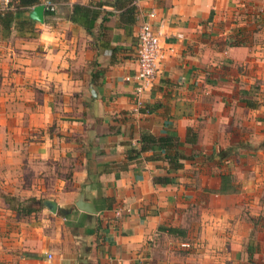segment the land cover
Segmentation results:
<instances>
[{
	"label": "crops",
	"instance_id": "crops-1",
	"mask_svg": "<svg viewBox=\"0 0 264 264\" xmlns=\"http://www.w3.org/2000/svg\"><path fill=\"white\" fill-rule=\"evenodd\" d=\"M127 1L38 0L0 26V264H264V0ZM73 5L97 12L90 34ZM151 10L158 74L137 107ZM143 131L177 138L182 167L157 147L127 163Z\"/></svg>",
	"mask_w": 264,
	"mask_h": 264
},
{
	"label": "trees",
	"instance_id": "trees-1",
	"mask_svg": "<svg viewBox=\"0 0 264 264\" xmlns=\"http://www.w3.org/2000/svg\"><path fill=\"white\" fill-rule=\"evenodd\" d=\"M133 0H128L127 4L131 6L130 10H135L134 5L132 4ZM38 0H20L18 6H12L11 10L5 12H0V26L3 29H9L12 24H17L18 15L21 13L22 8H28L37 5ZM51 3V2H50ZM52 4V3H51ZM48 13H53V11L47 10ZM97 12L88 6L73 5L71 7V13L69 15V20L72 23L79 24L85 27L88 34L91 33L93 27V22L96 19ZM25 25L31 26L33 24L32 20L27 19L22 21ZM141 111V110H140ZM139 148H130L126 153V161L132 162L139 159L142 153L146 151H151L154 148H160L165 153V158L168 160V164L171 167V170H178L182 167L180 160L186 159V157L178 151L179 141L177 138L173 139L172 137L167 138H157L153 136L148 131H143L139 140ZM126 163L124 167H126ZM8 200L13 206L16 205V198L9 197L4 198ZM15 201V203H13ZM41 205L42 202L34 198H29L27 200L21 201L18 212L25 216L30 215L35 211L34 205Z\"/></svg>",
	"mask_w": 264,
	"mask_h": 264
},
{
	"label": "built area",
	"instance_id": "built-area-1",
	"mask_svg": "<svg viewBox=\"0 0 264 264\" xmlns=\"http://www.w3.org/2000/svg\"><path fill=\"white\" fill-rule=\"evenodd\" d=\"M140 0H133L132 4L138 8ZM12 0H0V12H5L12 9ZM45 8L50 11H55L54 6L47 2ZM146 20L141 23L136 33L137 53L136 62L138 70L132 76L125 78L126 82H133L135 105L141 107L142 101L140 96L144 94L148 88L153 85V82L158 74L159 39L157 33L153 29L152 22L156 14L153 10L145 14ZM120 215V211L116 212ZM123 213V212H122Z\"/></svg>",
	"mask_w": 264,
	"mask_h": 264
},
{
	"label": "water",
	"instance_id": "water-1",
	"mask_svg": "<svg viewBox=\"0 0 264 264\" xmlns=\"http://www.w3.org/2000/svg\"><path fill=\"white\" fill-rule=\"evenodd\" d=\"M44 10H46L44 5H39L37 7H35L32 12L30 13V18L33 21H38V22H42L43 21V13ZM45 206L48 208V210H50L52 213L56 212V204L54 202L51 201H46L45 202ZM75 206L83 212L86 213H94V210L91 206L90 203L84 202L82 200H79L75 203Z\"/></svg>",
	"mask_w": 264,
	"mask_h": 264
}]
</instances>
